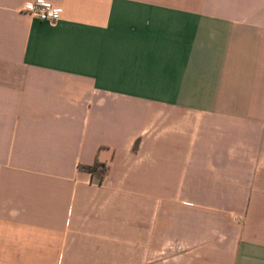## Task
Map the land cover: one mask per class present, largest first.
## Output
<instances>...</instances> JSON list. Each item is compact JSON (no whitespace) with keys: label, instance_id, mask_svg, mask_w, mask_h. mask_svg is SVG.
<instances>
[{"label":"crops","instance_id":"obj_1","mask_svg":"<svg viewBox=\"0 0 264 264\" xmlns=\"http://www.w3.org/2000/svg\"><path fill=\"white\" fill-rule=\"evenodd\" d=\"M26 1L0 0V264H264V0Z\"/></svg>","mask_w":264,"mask_h":264},{"label":"built area","instance_id":"obj_2","mask_svg":"<svg viewBox=\"0 0 264 264\" xmlns=\"http://www.w3.org/2000/svg\"><path fill=\"white\" fill-rule=\"evenodd\" d=\"M21 9L32 16L54 23L60 18L61 8L47 0H29L22 4Z\"/></svg>","mask_w":264,"mask_h":264},{"label":"trees","instance_id":"obj_3","mask_svg":"<svg viewBox=\"0 0 264 264\" xmlns=\"http://www.w3.org/2000/svg\"><path fill=\"white\" fill-rule=\"evenodd\" d=\"M80 169L86 170L91 175H94L100 181L106 172V168L103 165L93 163L91 165H79Z\"/></svg>","mask_w":264,"mask_h":264}]
</instances>
